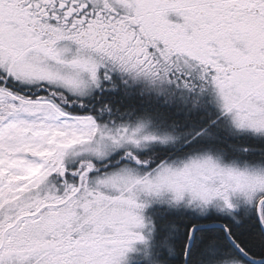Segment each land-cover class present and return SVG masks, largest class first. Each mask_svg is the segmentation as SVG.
<instances>
[{"label": "snow or ice", "instance_id": "1", "mask_svg": "<svg viewBox=\"0 0 264 264\" xmlns=\"http://www.w3.org/2000/svg\"><path fill=\"white\" fill-rule=\"evenodd\" d=\"M0 264H264V0H0Z\"/></svg>", "mask_w": 264, "mask_h": 264}]
</instances>
